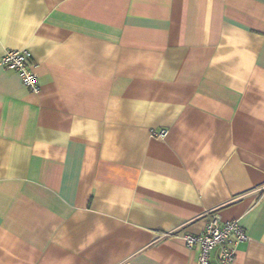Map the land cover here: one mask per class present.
Listing matches in <instances>:
<instances>
[{"label":"crops","instance_id":"crops-1","mask_svg":"<svg viewBox=\"0 0 264 264\" xmlns=\"http://www.w3.org/2000/svg\"><path fill=\"white\" fill-rule=\"evenodd\" d=\"M23 48L0 264H197L182 235L213 215L248 235L233 264H264V0H0V61Z\"/></svg>","mask_w":264,"mask_h":264},{"label":"built area","instance_id":"built-area-1","mask_svg":"<svg viewBox=\"0 0 264 264\" xmlns=\"http://www.w3.org/2000/svg\"><path fill=\"white\" fill-rule=\"evenodd\" d=\"M0 62L8 69L17 70L24 84L31 90L39 89V77L33 70L32 54L29 49H8ZM166 132V130H161L154 134L164 137ZM172 235L170 231L162 232L160 238ZM247 237L238 219L222 221L218 215L211 217L203 233L182 235L187 247H199L197 264H213L211 261L213 250L218 251L216 264H233L236 259V244L245 241Z\"/></svg>","mask_w":264,"mask_h":264}]
</instances>
